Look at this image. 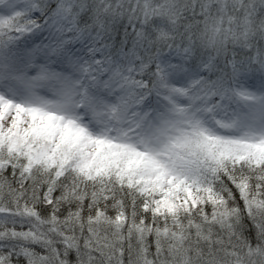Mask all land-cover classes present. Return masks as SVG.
<instances>
[{
  "label": "snow or ice",
  "instance_id": "snow-or-ice-1",
  "mask_svg": "<svg viewBox=\"0 0 264 264\" xmlns=\"http://www.w3.org/2000/svg\"><path fill=\"white\" fill-rule=\"evenodd\" d=\"M0 264H264V0H0Z\"/></svg>",
  "mask_w": 264,
  "mask_h": 264
}]
</instances>
